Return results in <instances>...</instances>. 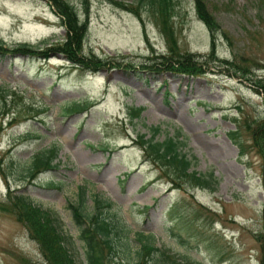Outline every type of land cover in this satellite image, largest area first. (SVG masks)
Wrapping results in <instances>:
<instances>
[{"label":"rangeland","instance_id":"rangeland-1","mask_svg":"<svg viewBox=\"0 0 264 264\" xmlns=\"http://www.w3.org/2000/svg\"><path fill=\"white\" fill-rule=\"evenodd\" d=\"M67 1L82 20L79 0ZM170 1L167 27L178 50L200 60L208 57L200 75L121 69L90 74L71 68L56 54L47 60L0 56V85L6 91L0 94L5 100L3 105L0 96V200L7 189L13 190L54 214L72 236L77 264H84L83 243L68 204L82 185L85 209L93 195L111 202L108 213L129 239L133 231L150 233L155 246L201 264H264L257 239L259 233L264 239V140L259 153L249 135L264 118L263 98L255 89L264 80V0H205L218 25L213 54L194 0ZM149 12L139 8L137 17L90 0L82 53L131 62L163 54L166 38ZM63 36L59 18L44 0H0L2 47L24 42L43 48L44 39L51 44ZM69 100L84 109L63 112ZM131 106L143 111L129 122ZM28 107L43 110L35 114ZM155 125L161 132L179 129L186 136L184 151L192 169L212 171L218 181L214 191L171 189L143 158L136 136H148ZM230 131H235L232 141ZM236 141L243 151L240 158ZM52 144L58 147L57 166L32 181L23 179L28 158ZM114 246L111 264H131L123 243ZM0 264H45L25 228L3 213Z\"/></svg>","mask_w":264,"mask_h":264},{"label":"trees","instance_id":"trees-1","mask_svg":"<svg viewBox=\"0 0 264 264\" xmlns=\"http://www.w3.org/2000/svg\"><path fill=\"white\" fill-rule=\"evenodd\" d=\"M44 1L59 18L60 25L63 27L64 36L61 40L49 44L48 39H44L42 41L43 45L45 44L43 48L20 43L13 48L6 49L2 47L0 42V56L18 54L46 60L51 54H56L63 57L71 68L90 74H95L101 70L121 69L125 72L132 71L138 74L142 72L148 75L170 72L172 74L197 76L203 73L210 63L206 60L208 59L206 55L204 59L200 60V57L194 54L178 50L171 27H167L172 7L170 0H133L131 2L100 0L125 12H132L137 17L139 8L149 9L154 22L161 25V33L167 42L165 52L152 57H142L138 62L124 61L123 59L117 61L99 58L92 53L88 55L82 53L90 0H79L83 14L82 20L78 18L73 6L67 0ZM194 9L198 19L205 24L210 33V52L213 54V39L218 25L207 11L205 0H194ZM2 86L0 85V94H6ZM255 86L256 92H261L264 103V80L257 81ZM10 93L20 97L18 93ZM0 96L4 105L5 100L2 95ZM65 104H70L64 108L63 112L67 113L80 111L85 106L76 100L66 101L63 106ZM28 109L35 114L43 110L41 108L34 109V107H28ZM142 111V106L129 107L127 109L129 122L137 120ZM1 129L0 126V131ZM251 129L249 135L252 145L260 153L264 140V118ZM233 134L235 131L228 132L231 141ZM136 138L143 158L152 162L157 171L167 178V183L171 189L190 186L214 191L218 182L217 178L212 171L200 173L192 169L191 161L184 151L186 136L179 129H173L172 133L168 134L161 132L160 126L155 125L150 127L148 136L139 134ZM235 144L238 146V157L240 158L243 153L241 145L237 141ZM57 151L58 147L52 144L34 152L26 161L22 178L32 181L38 174L55 168L57 166ZM76 194L77 199L68 204V209L78 228L79 239L83 243L84 264H111L115 241L123 243L126 249L125 253H127L131 264H201L196 259L174 256L168 253L166 248L160 249L155 246L154 238L150 233L144 234L141 231H133L131 239L123 236L125 229L118 222H115L114 217L108 213L112 207L111 202L93 195L92 205L85 209L83 202L86 199V187L84 185L77 187ZM102 212L107 214L103 215ZM0 213L12 216L18 224L25 228L28 237L37 244L45 264H77L72 247V236L63 230L59 219L49 210L34 204L29 197L22 193H14L13 190L7 189L4 199L0 200ZM257 239L262 252L264 251L263 234L259 233ZM131 240L136 244H130Z\"/></svg>","mask_w":264,"mask_h":264},{"label":"water","instance_id":"water-1","mask_svg":"<svg viewBox=\"0 0 264 264\" xmlns=\"http://www.w3.org/2000/svg\"><path fill=\"white\" fill-rule=\"evenodd\" d=\"M262 160H263L262 183H263V189H264V144H263V151H262ZM262 210H264V205H263V209Z\"/></svg>","mask_w":264,"mask_h":264}]
</instances>
